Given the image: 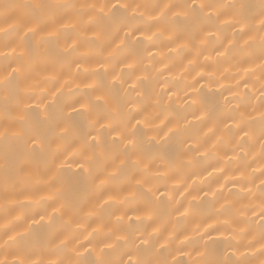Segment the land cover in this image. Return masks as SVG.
<instances>
[{
    "label": "bare ground",
    "instance_id": "obj_1",
    "mask_svg": "<svg viewBox=\"0 0 264 264\" xmlns=\"http://www.w3.org/2000/svg\"><path fill=\"white\" fill-rule=\"evenodd\" d=\"M262 217L264 0H0V264H264Z\"/></svg>",
    "mask_w": 264,
    "mask_h": 264
},
{
    "label": "snow or ice",
    "instance_id": "obj_2",
    "mask_svg": "<svg viewBox=\"0 0 264 264\" xmlns=\"http://www.w3.org/2000/svg\"><path fill=\"white\" fill-rule=\"evenodd\" d=\"M38 7H39V6H38ZM112 7H113V8H116L117 5H113ZM120 7H123V8L126 9V8H127V5H121ZM199 7H200V8H203L204 5H200ZM36 23H37V27L39 28V27H40V20H39V18L36 19ZM36 30H37V29L33 28V29H29L28 32L35 33ZM27 34H28V33L26 32L25 35H27ZM70 47H71V46H70ZM76 66H77V68L79 69L80 65L77 64ZM13 71L15 72V69H14ZM81 107L83 108L84 106L82 105ZM69 115H70V114H69ZM130 119H131V118H130ZM140 123H141V121H137V124H140ZM101 127H103V125H101ZM110 127H111V126H110ZM132 127L135 128L136 125H133ZM113 131H115V129H113ZM171 131H172V130L169 129V132H171ZM88 135H91V133H89ZM166 135H167V134H166ZM118 142H123L125 152L128 151L129 147H132V148L135 147V141H134V140H126V139H125L123 136H121L119 133H116V135L113 137V141H112V143H113V144H116V143H118ZM88 143H91V144H99V140H98L97 137L92 136L91 140H89ZM33 144H35V140H33ZM80 166L83 167V165H80ZM54 211H55V210H54ZM262 218H264V217H262Z\"/></svg>",
    "mask_w": 264,
    "mask_h": 264
}]
</instances>
